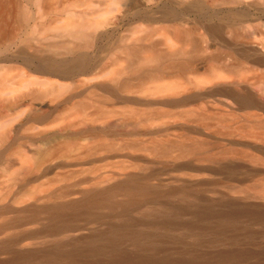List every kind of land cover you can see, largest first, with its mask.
Masks as SVG:
<instances>
[{"label":"bare ground","instance_id":"6f19581e","mask_svg":"<svg viewBox=\"0 0 264 264\" xmlns=\"http://www.w3.org/2000/svg\"><path fill=\"white\" fill-rule=\"evenodd\" d=\"M89 13L69 11L56 28L68 43L3 81L0 264H264L263 72L219 61L234 40L264 63V0H103ZM109 23L179 47L133 45L100 66L89 52ZM79 86L103 93L72 103Z\"/></svg>","mask_w":264,"mask_h":264},{"label":"rangeland","instance_id":"374dc122","mask_svg":"<svg viewBox=\"0 0 264 264\" xmlns=\"http://www.w3.org/2000/svg\"><path fill=\"white\" fill-rule=\"evenodd\" d=\"M102 1L103 0H7L4 22L5 33L7 34V37H9L10 50L7 52V58H2L0 55V93L4 79L12 78L20 73V69L22 71L23 66L25 68L24 63H28V61L32 59V56L37 57V63L42 62L44 59L52 56L51 50L68 43V36L59 33L56 28L60 25V22L66 18V14L69 11L78 13L90 12L93 16L94 12L97 10V6H99ZM260 25L264 28V19H261ZM131 27L133 26L128 28V26L125 25L121 26L120 29H116L115 25L109 23L104 28L108 30V32L105 33L106 37L104 36L101 42H96L95 47L92 48L93 50L89 52H95V58L99 61L100 66H107L113 59L123 55L121 50L133 45L162 43L160 46L161 48L172 50L179 47L178 43L175 41L170 43L166 40L165 36L160 34L144 38L141 37L142 34L139 30L133 34L134 31L131 30ZM247 31L249 32H244V34L251 33V29H248ZM193 36L197 39L199 38L200 41H204L203 38H200L197 35ZM257 39L261 42L264 39V36L258 35ZM53 46L56 47L50 49ZM248 47L244 45L242 41L233 40L231 49L228 50L232 54L231 59L230 57L221 58L219 61L227 64L241 63V66L245 67L248 78H250L251 75L254 76L255 73L263 72L259 74L262 75L260 83L264 84V63L262 65L253 63L252 60L255 52ZM220 49L221 48L215 50L214 53H220ZM260 50L262 52L261 57H264V49ZM236 60L238 62H236ZM212 63L214 62L208 61L201 63V65L206 68ZM110 68L111 67L108 69ZM14 69L16 70L15 74ZM9 71L13 75L11 73L9 74ZM105 72H107V70ZM100 81L106 83L111 90H114V84L110 83L106 77H102ZM44 88V86L37 83V90ZM102 93L101 90H96V92H94V90L88 89L87 86H79L68 89L64 96L69 98L72 103H79L85 99L87 100L88 97L97 98V96L102 95ZM139 97L144 98L137 93H129L124 98H127L128 100H136ZM103 98L110 103H116L118 106L122 105V103L117 102L118 100H122L120 95L105 94ZM39 103L40 102L37 101V113L42 114L46 111L44 110L45 105H40ZM95 108L96 107H91L89 109L90 112L94 111ZM3 111L5 112L3 113ZM6 111L5 108L2 109L0 107V115H4Z\"/></svg>","mask_w":264,"mask_h":264}]
</instances>
